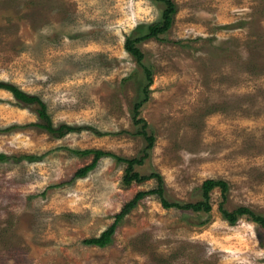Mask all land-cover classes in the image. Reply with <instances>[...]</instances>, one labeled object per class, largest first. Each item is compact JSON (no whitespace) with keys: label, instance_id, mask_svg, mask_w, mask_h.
<instances>
[{"label":"rangeland","instance_id":"obj_1","mask_svg":"<svg viewBox=\"0 0 264 264\" xmlns=\"http://www.w3.org/2000/svg\"><path fill=\"white\" fill-rule=\"evenodd\" d=\"M171 2L169 28L134 42L137 62L126 39L162 21L163 1L0 0V81L75 128L32 126L37 105L0 89V264H264V226L219 211L264 217V0ZM83 150L111 156L74 178L92 160ZM115 157L160 180L126 184ZM209 179L225 198L213 188L209 211L181 209ZM102 233L105 247L85 243Z\"/></svg>","mask_w":264,"mask_h":264},{"label":"trees","instance_id":"obj_2","mask_svg":"<svg viewBox=\"0 0 264 264\" xmlns=\"http://www.w3.org/2000/svg\"><path fill=\"white\" fill-rule=\"evenodd\" d=\"M159 1H163L166 5V9L164 10V13L162 16V21L159 23L150 24L147 27V33L144 34L143 36L136 38L135 40H131L130 38L126 39L125 50L128 53H130L133 57H135L137 62L141 61L143 55H142L140 49L135 46L134 42L149 39L151 37L156 38L159 34L163 33L164 31H166L169 28L172 17L175 14V6H174L173 2H171V0H159ZM143 69H144L145 74L147 76L148 85H149L151 83V77H150L151 72L146 67H143ZM0 89L6 90L9 93H11L12 96L14 97V99L20 104L37 105L36 113H37V117L41 121V123L39 122V123L31 124L32 126L42 128L46 132H48L49 134L55 135L58 138L63 137L68 132H72L75 130V128L70 127V126L65 125V124H61L57 128H54L52 126L50 116L47 113L46 105L40 98H38V96L29 94V93L19 89L18 87H16L13 84L3 82V81H0ZM145 94L146 95H145L144 100L136 103L134 106V117H136V118L139 115L140 107L143 105V103L147 99L146 91H145ZM142 122H143V120H141V118L134 119L135 124H139ZM14 127H16V126H14ZM140 133L142 136H144V138L147 142L146 150H150L153 147L154 138L152 136H148L145 131H142ZM73 153L77 154V155L92 154L91 163L80 168V169H78L73 175L74 178L85 177L87 175V173L89 171H91L96 166L97 161L100 158L105 157V156H111V154L106 153L104 151H100V150H83V151H75ZM26 157L32 158L31 156H25V158ZM4 159H6V156L1 154L0 160H4ZM115 159L118 161H123L127 164V168L125 170V175L123 178V180L126 184H130L132 181L141 182L143 180L153 178V177L156 178L157 180H160V178L157 174H152L150 176H139V174L137 172L133 171L134 165H140L141 164L140 161L137 159L128 160V159H121L118 157H115ZM213 188H219L221 190L222 197L225 198V192L228 189L227 184L223 181L209 179V180H205L201 185V190L203 192L204 201L196 203V204H184L180 208L184 209V210H192L195 212H198L201 210H204L206 212L209 211L210 205L208 203V199H209L208 194H209V191H211ZM151 193L157 194L158 196H160V198H161L160 201H161V204L163 205V207H169L170 206L167 204V202L163 198V194H162L160 186H158V189L156 191H154V192L152 191ZM139 197L140 196H137L134 200H132L127 205H125L123 207V209L121 210V212L118 214L117 218L123 217L124 215L129 213V211L135 207L136 203L139 200ZM219 211L222 214L223 218L225 220H227V222H229L230 224L235 223L239 217L248 216L249 218H251L252 221L260 224L261 226H264V217L262 215L255 214L254 212H252L248 208L239 207V208H236L234 211L229 212L228 210L224 209L223 206L220 204ZM85 243L93 245V246H97L100 248L105 247L109 243V235L107 233H102L98 238L90 240V241H86Z\"/></svg>","mask_w":264,"mask_h":264}]
</instances>
